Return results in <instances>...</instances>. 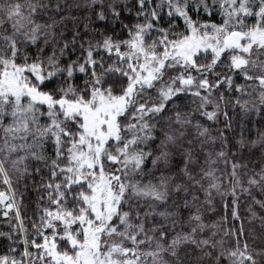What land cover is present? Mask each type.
Masks as SVG:
<instances>
[{
    "label": "snow or ice",
    "instance_id": "obj_1",
    "mask_svg": "<svg viewBox=\"0 0 264 264\" xmlns=\"http://www.w3.org/2000/svg\"><path fill=\"white\" fill-rule=\"evenodd\" d=\"M254 206L264 0H0V264H264Z\"/></svg>",
    "mask_w": 264,
    "mask_h": 264
},
{
    "label": "trees",
    "instance_id": "obj_2",
    "mask_svg": "<svg viewBox=\"0 0 264 264\" xmlns=\"http://www.w3.org/2000/svg\"><path fill=\"white\" fill-rule=\"evenodd\" d=\"M71 2V0H70ZM69 27H71V24H69ZM254 210L258 213V215H264V211H262L261 209H259L258 206H254ZM247 226V224H246ZM252 227H255V228H259V221H253V224H252Z\"/></svg>",
    "mask_w": 264,
    "mask_h": 264
}]
</instances>
